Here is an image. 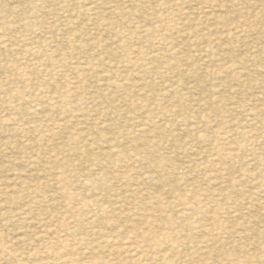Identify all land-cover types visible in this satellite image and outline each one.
I'll return each instance as SVG.
<instances>
[{
    "label": "rangeland",
    "instance_id": "1",
    "mask_svg": "<svg viewBox=\"0 0 264 264\" xmlns=\"http://www.w3.org/2000/svg\"><path fill=\"white\" fill-rule=\"evenodd\" d=\"M52 263L264 264V0H0V264Z\"/></svg>",
    "mask_w": 264,
    "mask_h": 264
},
{
    "label": "bare ground",
    "instance_id": "2",
    "mask_svg": "<svg viewBox=\"0 0 264 264\" xmlns=\"http://www.w3.org/2000/svg\"><path fill=\"white\" fill-rule=\"evenodd\" d=\"M27 4V3H26ZM59 4V3H58ZM28 5V4H27ZM43 6V5H42ZM69 6V5H68ZM150 6V5H149ZM36 7V6H35ZM94 7V6H93ZM24 9V8H23ZM72 10V9H71ZM91 10V9H90ZM127 10V9H126ZM68 11V10H67ZM63 12V11H62ZM67 13V12H66ZM212 13V12H211ZM122 17H123V15H122ZM90 19V18H89ZM231 19H233V18H231ZM240 23V22H239ZM242 23V22H241ZM202 24V23H201ZM207 25V24H206ZM211 26V25H210ZM243 27V26H242ZM241 27V28H242ZM224 29V28H223ZM227 31V30H226ZM173 33V32H172ZM238 33V32H237ZM175 34V33H174ZM183 36V35H182ZM181 36V37H182ZM190 36V35H189ZM232 36V35H231ZM176 39V38H175ZM196 39V38H195ZM198 42V41H197ZM12 43V42H11ZM161 46V45H160ZM199 46V45H198ZM156 49V48H155ZM209 49V48H208ZM157 51V50H156ZM208 51V50H207ZM134 52V51H133ZM232 52V51H231ZM56 53V52H55ZM255 53V52H254ZM253 53V54H254ZM59 56V55H58ZM74 56V55H73ZM72 57V56H71ZM254 57V56H253ZM233 58V57H232ZM220 59V58H219ZM223 60V59H222ZM164 63V62H163ZM81 65V64H80ZM53 66V65H52ZM103 66V65H102ZM216 73V72H215ZM89 74H90V72H89ZM176 74V73H175ZM174 75V74H173ZM137 78V77H136ZM131 80V79H130ZM44 83V82H43ZM115 86H116V84H115ZM69 94V93H68ZM68 99V98H67ZM38 102V101H37ZM38 110V109H37ZM145 141V140H144ZM139 142V141H138ZM96 143H98V142H96ZM29 146V145H28ZM32 147V146H31ZM75 147V146H74ZM234 150V149H233ZM72 151V150H71ZM70 151V152H71ZM34 155V154H33ZM75 156V155H74ZM212 156V155H211ZM185 157V156H184ZM56 159V158H55ZM22 164V163H21ZM137 166V165H136ZM79 168V167H78ZM5 217V216H4ZM26 221H29V220H26ZM2 235V234H1ZM207 235V234H206ZM38 240H40V239H38ZM113 242V241H112ZM3 248V247H2ZM46 249H48V248H46ZM4 251V250H3ZM6 252V251H5ZM8 253V252H7ZM11 257V256H10ZM45 260V259H44ZM83 261V260H82ZM60 262V261H59ZM79 262V261H78ZM54 263V262H53ZM52 263V264H53ZM56 263V262H55Z\"/></svg>",
    "mask_w": 264,
    "mask_h": 264
}]
</instances>
